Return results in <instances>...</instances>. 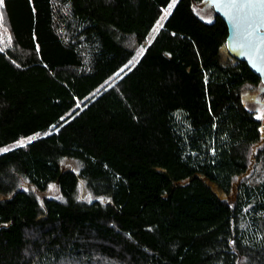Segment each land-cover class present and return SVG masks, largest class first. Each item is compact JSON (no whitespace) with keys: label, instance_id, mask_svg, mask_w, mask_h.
<instances>
[{"label":"trees","instance_id":"trees-1","mask_svg":"<svg viewBox=\"0 0 264 264\" xmlns=\"http://www.w3.org/2000/svg\"><path fill=\"white\" fill-rule=\"evenodd\" d=\"M205 3L0 0V264H264V84Z\"/></svg>","mask_w":264,"mask_h":264},{"label":"water","instance_id":"water-1","mask_svg":"<svg viewBox=\"0 0 264 264\" xmlns=\"http://www.w3.org/2000/svg\"><path fill=\"white\" fill-rule=\"evenodd\" d=\"M227 24L226 49L264 84V0H206Z\"/></svg>","mask_w":264,"mask_h":264},{"label":"rangeland","instance_id":"rangeland-1","mask_svg":"<svg viewBox=\"0 0 264 264\" xmlns=\"http://www.w3.org/2000/svg\"><path fill=\"white\" fill-rule=\"evenodd\" d=\"M199 14L206 20L210 21L214 15L213 7L208 4H202L198 7ZM0 42L6 40L9 35L6 33V28L2 20H0ZM127 45L131 49H135L137 53L140 52L141 48L136 46L135 39L133 37H129L126 39ZM245 104L248 108L259 112V114L264 113V85L258 89L247 90L244 94ZM52 190V189H51Z\"/></svg>","mask_w":264,"mask_h":264}]
</instances>
